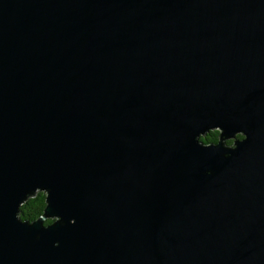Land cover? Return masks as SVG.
<instances>
[{"label":"water","instance_id":"obj_1","mask_svg":"<svg viewBox=\"0 0 264 264\" xmlns=\"http://www.w3.org/2000/svg\"><path fill=\"white\" fill-rule=\"evenodd\" d=\"M0 264H264V0H0Z\"/></svg>","mask_w":264,"mask_h":264},{"label":"trees","instance_id":"obj_2","mask_svg":"<svg viewBox=\"0 0 264 264\" xmlns=\"http://www.w3.org/2000/svg\"><path fill=\"white\" fill-rule=\"evenodd\" d=\"M219 137L218 130H212L200 137V141L203 144L217 143ZM236 138L241 139V135H237ZM227 145H231L232 141H227ZM45 207V194L37 192L34 197L29 198L23 205L20 206L19 215L23 221H34L40 217ZM53 220H47L45 224L52 223Z\"/></svg>","mask_w":264,"mask_h":264}]
</instances>
